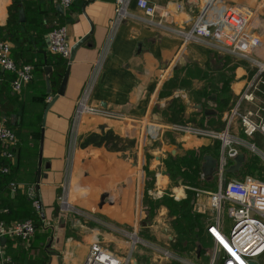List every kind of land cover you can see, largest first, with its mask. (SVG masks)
Here are the masks:
<instances>
[{"label":"crops","instance_id":"crops-1","mask_svg":"<svg viewBox=\"0 0 264 264\" xmlns=\"http://www.w3.org/2000/svg\"><path fill=\"white\" fill-rule=\"evenodd\" d=\"M147 1L167 14L165 27L148 23L137 0H125L120 19L117 0H74L68 8L56 0H0V41L9 43L17 65L34 67L33 79L18 93L10 88L12 73L0 67V120L18 138L13 158L0 156V167L9 168L7 176L0 173V220L10 224L30 219L39 232L48 231L43 239L36 230L26 243L10 237L0 240L5 255L0 264H83L94 242L126 256L129 240L100 226L95 218L135 228L145 239L175 251L179 215L185 210L190 216L196 210L191 207L192 197L196 198L191 188H217L215 169L205 175L202 166L206 155L217 160L220 143L175 132L171 126L189 123L221 131L235 105L243 113L264 104L260 98L264 87L254 102L238 103L257 71L251 60L238 57L215 38L185 42L178 34L207 11L208 0ZM233 7L251 12L246 32L258 38L251 57L264 61V0H215L207 19L215 20ZM55 26L65 28L70 46L85 35L88 39L73 60L69 55L63 61L68 69L64 92L48 108L41 132L43 110L65 73L57 75V58L48 51L47 33ZM227 69L231 76L221 89L218 82L207 83L211 75H224ZM81 98L88 106L121 118L76 116ZM224 100L227 104L222 107L219 102L223 105ZM229 131L244 137L238 118ZM188 153H194V163ZM242 154L239 170L226 174V180L249 176L251 151L244 149ZM196 165L199 172L193 184L184 176H192ZM30 188L34 195L39 193L44 219L34 211ZM205 199L202 194L197 201ZM186 200L187 206L172 204ZM193 215L196 219L197 213ZM224 232H228L225 224ZM198 248L193 253L175 252L206 263ZM132 257L133 264H178L144 247L135 249Z\"/></svg>","mask_w":264,"mask_h":264},{"label":"built area","instance_id":"built-area-1","mask_svg":"<svg viewBox=\"0 0 264 264\" xmlns=\"http://www.w3.org/2000/svg\"><path fill=\"white\" fill-rule=\"evenodd\" d=\"M60 5L68 8L74 0H56ZM215 0H208L207 11L200 14L188 30H179L185 42L205 43L215 38L221 45L228 48L232 53L242 59L251 60L257 71L247 81L239 95L238 103H252L264 87V61L253 59L258 38L246 32L251 21V12L241 7L226 8L215 19H207V12ZM125 0H117L116 8L118 18L125 14ZM136 5L143 11L148 23L165 27L167 14L159 7L147 0H137ZM48 51L53 54L68 58L70 55V43L63 26H55L47 33ZM0 67L13 73L10 88L18 93L23 85L33 79V65L25 63L17 65L11 57V48L7 41H0ZM239 105H235L229 112L227 127L221 131L209 127H200L189 123H175L171 129L175 132L195 135L199 137L218 140L220 143L219 154L216 161L215 173L218 177L217 188L206 191L201 188H191L196 197L206 194L208 202L216 211L214 220L206 225V234L211 240L212 248L207 254L209 259L206 263L190 260L175 251L161 246L139 235L137 229L127 228L101 219H96L100 226L117 233L130 242L129 253L118 256L106 250L100 243L90 245L83 264H133L134 250L144 247L156 252L161 259L175 261L178 264H249L264 254V180L245 176L242 179L226 180L227 169L234 157L242 154L243 150L254 151L259 149L250 140L253 134L260 133L264 138V112L258 116L252 110L239 111ZM82 114L101 115L110 118H121L120 115L108 112L98 107H90L81 98L77 101L75 115ZM234 118H238L244 137H239L229 131V126ZM18 146V138L13 129L0 120V156L12 159ZM260 152V151H259ZM262 153V152H261ZM264 156V152L262 153ZM8 166L2 165L0 173H8ZM204 178V174L200 173ZM13 183L11 186L13 187ZM28 195L33 200V206L39 211L38 200L32 198V189ZM60 204L67 209L63 198ZM228 212L230 226L228 232H224V213ZM35 225L30 219L6 224L0 220V240L10 237L28 242L34 235ZM5 259L4 247L0 243V262ZM258 264V263H257Z\"/></svg>","mask_w":264,"mask_h":264},{"label":"rangeland","instance_id":"rangeland-1","mask_svg":"<svg viewBox=\"0 0 264 264\" xmlns=\"http://www.w3.org/2000/svg\"><path fill=\"white\" fill-rule=\"evenodd\" d=\"M241 63L244 64L243 62H240V64ZM230 66L235 67L236 65L231 64ZM228 76H231V70H229V69L225 70L224 75H211L209 78L210 81H207V83L208 84L211 83L214 85L216 82H218V84L217 85L215 84V85L220 87V89H221V84L223 86L225 85L226 77H228ZM212 77H213V79H212ZM215 78H217V80H215ZM185 83H186V81H185ZM210 86H212V85H210ZM220 91L223 93L224 96L225 95L229 96V93H227V91H225V90H220ZM213 93H216V92L213 91ZM260 98H261V100H264V93L260 94ZM258 104H259V106L256 107L255 110H252V111L255 113V115L260 116L264 112V104L263 103H258ZM251 105H255V103L251 104ZM245 108H247V107L245 106ZM252 138H253V142L258 146V149L260 152L257 150H254L251 152L250 160L248 162V165L250 167L248 174L254 178L264 180V156L262 155V153L264 152V141L262 140V138L260 137L259 134H253ZM184 177H187L188 179L190 178V180H191L190 182L194 184V180L196 179V177H198V175L195 172L192 174V176H186L185 175ZM195 197H196V195H195ZM206 197H207V195H206ZM193 206H196L195 209L197 210V211L192 210L193 213H197V218L195 220L197 221L198 225L201 227L200 228L201 229L200 230L201 241H199V242L196 241L194 243L193 242L191 243L189 241V239H184V238L178 237L177 238V245L178 246L174 250L178 251L180 253H188V252L193 253L199 247L198 248L199 251L202 252L201 257L204 259L205 262H207L209 259L207 254L210 252V250L212 248V243H211V240L209 239V237L207 236V234L205 232V230H206L205 227L208 223H210L212 220H214V218L216 216V211L209 204L208 197L203 202H198L197 197L196 198L192 197L191 207H193ZM198 209H200V210L198 211ZM224 222H225L224 223L225 227L229 228L230 217H229L227 211H225V213H224ZM142 235H143V233H142ZM142 237L145 238L146 236L143 235ZM151 241L156 242L154 240H151ZM156 243H158V242H156ZM256 261L258 262V264H264V254L262 256L256 258Z\"/></svg>","mask_w":264,"mask_h":264},{"label":"trees","instance_id":"trees-1","mask_svg":"<svg viewBox=\"0 0 264 264\" xmlns=\"http://www.w3.org/2000/svg\"><path fill=\"white\" fill-rule=\"evenodd\" d=\"M51 54H53V53H51ZM53 55H55L56 56V62H57V67H56V70H57V75H62L63 73H64V63H63V61L66 59V58H63V57H61L60 55H57V54H53ZM12 77H11V79H10V81L12 80V78H13V73H12V75H11ZM219 104L222 106V107H224V106H226V104H227V101H223V105H222V102H219ZM187 156L192 160V162L194 163L195 162V155H194V153H188L187 154ZM250 159V158H249ZM9 160V159H8ZM215 160H216V158H215ZM217 161V160H216ZM197 166L198 165H196V166H194L193 168H192V174L193 173H195L196 172V174L198 175V172L199 171H197ZM196 171H195V170ZM248 171L247 172H249V170H250V167H249V165H248ZM233 172H229V171H227V173L226 174H232ZM4 177L5 176H7V173H1ZM9 175V174H8ZM31 201H33L32 199H31ZM182 203H184L186 206L187 205H189V201H174L172 204L174 205V206H177V205H180V206H182ZM34 211L36 212V214H38L39 213V211L37 210V209H35V207H34ZM186 211L185 210H182V214H180L179 215V218H178V220L176 221V223H175V229H176V231L178 232V234H179V237L180 238H184V239H189V241L192 243H194V242H196V241H201V233H200V226L198 225V223H197V221L195 220V218H193V213H190L191 215L189 216L188 214H186L185 213ZM205 229H206V227H205ZM36 230H37V228L35 229V232H36ZM37 234H39V236H41V238H45L46 236H47V234H48V231L47 230H43V231H41V232H39L38 230H37ZM34 235H35V233H34ZM34 235H33V237H34ZM32 237V238H33ZM31 238V239H32ZM30 239V240H31ZM19 240V239H18ZM29 240V241H30ZM19 241H21V240H19ZM22 243H26V241H21ZM189 242V243H190Z\"/></svg>","mask_w":264,"mask_h":264},{"label":"water","instance_id":"water-1","mask_svg":"<svg viewBox=\"0 0 264 264\" xmlns=\"http://www.w3.org/2000/svg\"><path fill=\"white\" fill-rule=\"evenodd\" d=\"M88 1H93V0H88ZM88 39V35L83 36L82 38H80L78 41H76L70 48V61L73 60V56L76 52V50L87 41ZM67 75H68V69H66L62 81L60 83L59 89L57 91V93L55 95H51V101L49 103H47L46 107L43 110V115H42V129L41 132L43 131V127H44V122H45V115L46 112L48 110V108L50 107V105L53 103V101L60 95L63 94L64 92V87H65V83H66V79H67ZM47 92L50 93V87H49V81L47 80ZM38 171H37V181L39 180V176H40V170H41V141H40V149H39V156H38ZM244 161V156L243 154H239L236 157H234L233 159V164L230 165L227 169V171L229 172H236L239 170L241 164ZM216 167V160L211 156V155H206L204 157V163H203V173L205 175H210L213 170ZM37 197L38 203H39V212L41 214L42 219H44V209L41 203V199L39 196V193H37L36 195H33L32 198ZM5 240V237L1 238V241ZM249 264H257L255 261H251Z\"/></svg>","mask_w":264,"mask_h":264}]
</instances>
